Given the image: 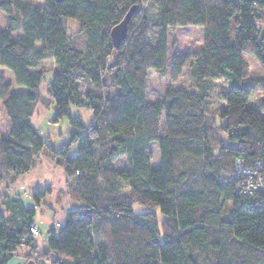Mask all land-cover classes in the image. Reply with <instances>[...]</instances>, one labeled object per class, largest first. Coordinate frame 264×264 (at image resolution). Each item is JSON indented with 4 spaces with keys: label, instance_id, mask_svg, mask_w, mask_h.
Returning <instances> with one entry per match:
<instances>
[{
    "label": "trees",
    "instance_id": "16d2710c",
    "mask_svg": "<svg viewBox=\"0 0 264 264\" xmlns=\"http://www.w3.org/2000/svg\"><path fill=\"white\" fill-rule=\"evenodd\" d=\"M147 1L0 0V66L25 90L11 91L0 78L10 124L0 139V185L47 152L64 167L68 196L79 204L37 256L25 238L36 210L0 190V264L22 245L30 248L25 262L40 264L50 254L52 264H264V196H238L233 178L237 158L264 161V0H156L152 21ZM132 7L126 38L114 48L110 31ZM67 18L79 24L81 46L66 33ZM186 26L203 28L200 51L169 58L167 31ZM243 53L261 66L260 78L249 75ZM47 57L54 121L73 127L56 152L31 123L35 106L46 101L38 88ZM185 67L191 88L166 87L163 98L147 101L149 71L162 78L169 68L177 79ZM211 80L227 87L217 113L207 107ZM70 107L88 109L92 122L73 118ZM154 142L159 165L152 168ZM122 155L128 167L119 171L114 162ZM43 194L36 188L32 197L38 203Z\"/></svg>",
    "mask_w": 264,
    "mask_h": 264
},
{
    "label": "rangeland",
    "instance_id": "374dc122",
    "mask_svg": "<svg viewBox=\"0 0 264 264\" xmlns=\"http://www.w3.org/2000/svg\"><path fill=\"white\" fill-rule=\"evenodd\" d=\"M23 2H31L34 4H42V0H21ZM145 7L147 9V14L148 17L150 18V21L153 20V18L155 17L156 13H157V4H156V0H148L147 3L145 4ZM6 23V16L0 12V29H2L3 27H5ZM63 23L66 26V33L68 35H70V37L72 38V44L74 43L77 46H81L82 44V35H78L76 34V30L79 28V24L76 23L73 19H64ZM18 34H20V32H18L16 35L18 36ZM203 28L197 27V26H186V27H177L174 29H169L167 31V40H168V56L169 58L173 55V54H186V53H194V52H198L200 51L201 47H202V42H203ZM173 43V44H172ZM115 59V54L112 53L111 56H109V58L107 59V64H110L111 62H113ZM243 59L245 60V62L247 63L248 69H249V75L253 78H260V76L263 75V69L261 68V66H259L258 62L256 61L255 58H253L249 53H243ZM43 66L46 67L49 71L46 72L44 74V80L42 81V83L40 84L38 90L39 93L42 96V99L46 100L43 103H39L35 106L34 108V113L31 117V123L34 124V126L36 127L38 133H40L42 139L44 142H46V144H50L52 145L55 142L56 136L59 135L60 133H62L65 136L70 137V131L68 129H71V121L69 120H65V119H58L56 121H54V117L56 114L55 111V107L53 104V101L51 100L50 96L47 93V83L48 81L51 79V74H52V61L50 57H47L43 62H42ZM165 76L162 78H159L158 73L155 70H151L148 72L149 76L146 82V96H147V101L152 102L158 99L163 98V92L165 90L166 87H189L191 88L192 83L190 82V78H189V71L188 68L185 67L183 69V74L177 78V79H172V73L170 72L169 68L165 69ZM0 78H2L3 80L7 81L8 83L11 84V91H15V92H21V91H25L24 87H19L16 85L15 80L13 78V75L11 73L10 70L3 68L0 66ZM108 77H105L104 80L105 82H107ZM79 87L81 88V94L84 93L85 91V85L84 82L81 81L79 83ZM208 94H209V98H208V102H207V107L209 108V110L211 112H215L217 113L218 110H220L221 108H224L226 103H224V100L221 97V93L227 90L226 87V82L224 80H211L208 82ZM112 92H116V88L111 89ZM263 92L262 91H257L255 92L251 97L249 102H251L252 104L255 103L256 100H258V98H261ZM49 100V103H48ZM71 108V107H70ZM78 109L79 111H77V113H75L76 115L74 116L72 112H75V110ZM72 112V116L73 118H77V116L80 117V121H82L84 123V125H88L89 123L92 122V114L91 112L87 109L84 108H78V107H72L71 108ZM70 110V111H71ZM78 117V118H79ZM210 118H213V120L217 123L220 122V117L217 115H210ZM70 124V125H68ZM163 125V117H161L160 119V126ZM10 128V124L8 122V118L6 116V113L4 112V109L2 107V102L0 101V139L2 137H8L7 134V129ZM60 130V131H59ZM74 143H77L76 141ZM75 145V144H73ZM55 152L58 150L53 149ZM151 150H152V158L150 159L151 161V167L155 168L159 165V161H158V150H157V144L154 142L151 146ZM47 155H49L46 152ZM50 156V155H49ZM50 158L52 159V157L50 156ZM52 161L54 162V160L52 159ZM55 164V162H54ZM57 165V164H56ZM61 165V164H59ZM62 166V165H61ZM114 167L119 170V171H123L124 169H126L128 167V162H127V156L126 155H122V157H119L115 162H114ZM64 168V167H63ZM7 182H11V181H5ZM4 183V182H3ZM2 183V184H3ZM1 184V185H2ZM0 185V187H1ZM56 187V186H53ZM39 188V187H36ZM3 189V188H2ZM40 189V188H39ZM19 189L17 188L16 191H18ZM44 191V194H46V196L43 194L39 199V202L36 203L33 199L32 196H30L29 194H20V198H22L23 200H27L25 198L28 197V199L30 200V204H24V206L28 207V206H35V204H40V209H46L48 206V203H51L54 198V195L59 196V198L61 199V201L64 200L63 197L66 196V190H67V196H68V187H65V190H59L57 188H53L52 194L51 193H46L47 189H40ZM8 193H12L13 194V189L10 188V190H8ZM33 195V194H32ZM44 197H47L48 200L43 201ZM69 197V196H68ZM71 199V198H70ZM72 200V199H71ZM73 201V200H72ZM75 202V201H73ZM76 203V202H75ZM79 207L76 205L74 207V209H77ZM72 209V210H74ZM0 211L5 213L6 211H4V207L2 204V200H0ZM34 221L36 223H38L40 220L38 218V213L35 214L34 216ZM51 226L49 227L48 233L45 236V238L43 239L44 242H47L49 235L51 233V229L56 230L60 225L58 224V222L54 219H51ZM40 236V232L38 237ZM38 237H31L32 239H38ZM30 250L29 246H25L22 245L20 247L17 248L16 252H15V257H13L12 259V264L13 263H17L19 262H23L24 258L23 256L26 255V253H28V251ZM43 251V247L41 244H39L37 251H36V255L39 256L42 254ZM54 258V256L52 254L45 256V257H41L39 259V262H43V264H52L50 261ZM37 263V262H36ZM40 264V263H37Z\"/></svg>",
    "mask_w": 264,
    "mask_h": 264
},
{
    "label": "crops",
    "instance_id": "0c3cea01",
    "mask_svg": "<svg viewBox=\"0 0 264 264\" xmlns=\"http://www.w3.org/2000/svg\"><path fill=\"white\" fill-rule=\"evenodd\" d=\"M71 108L69 110H71ZM77 111L79 110L76 109L75 112H72L71 110L74 116L76 115L75 113H77ZM68 129L70 131V134L72 135L73 127L71 126L70 129L68 126ZM8 132L9 129H7V134ZM70 137L60 133L59 135L56 136L55 142L51 145L52 149L57 150L61 148L63 145L67 144V141L70 139ZM38 155L39 156L35 161V164L33 165L34 167L30 171L26 172L25 174L16 176L15 179L11 182H7V183L4 182L1 185L0 190L3 194L9 197L17 196L18 198H20L19 196L20 194H24V195L29 194L30 196H32V194L36 190V187H39L40 189L48 188L49 190H47L46 193H51V194L53 188H57L61 191V190H65V187H68L67 186L68 179L67 176L65 175V170L63 166L59 164L57 165L54 164L50 156L47 155L45 152H41ZM10 188L13 189V194L8 193V190H10ZM17 188L19 189L18 191H16ZM44 195L46 196V194ZM53 198L54 200L51 203H48L46 209H40L41 208L40 204H35V206H33L34 210H36V213H38V218L40 220L38 223L36 222L34 223L35 226L37 227V230L40 232V236L38 237V239H33V242L37 248L39 244H41L43 248L47 246L48 242H44L43 239L47 235L49 227L51 226L50 225L51 219L56 220L60 225L61 223H63L65 215L68 212L72 211V209H74L76 205L78 206L77 203L73 202L70 199V197L67 196V190H66V196L63 197L64 198L63 201H61V199L57 195H54ZM25 199L27 200H23L22 198H20L23 204H30V200L28 199V197ZM46 200H48V198L44 197L43 201ZM12 259L9 260L7 264H12ZM25 263H26L25 260H23V262L18 261L17 263H13V264H25Z\"/></svg>",
    "mask_w": 264,
    "mask_h": 264
},
{
    "label": "built area",
    "instance_id": "2783aa9c",
    "mask_svg": "<svg viewBox=\"0 0 264 264\" xmlns=\"http://www.w3.org/2000/svg\"><path fill=\"white\" fill-rule=\"evenodd\" d=\"M233 178L238 181L235 191L238 196H250L258 193L264 196V161L255 159L252 164H246L245 159L237 158L234 162ZM28 237H38L39 231L35 224L30 225Z\"/></svg>",
    "mask_w": 264,
    "mask_h": 264
},
{
    "label": "water",
    "instance_id": "95a60500",
    "mask_svg": "<svg viewBox=\"0 0 264 264\" xmlns=\"http://www.w3.org/2000/svg\"><path fill=\"white\" fill-rule=\"evenodd\" d=\"M60 1V0H56ZM135 8H130V10L126 13L125 17L121 20L119 24L111 29V42L113 43L114 48H117L122 41L126 38L127 35V24L130 21L129 19L135 13ZM25 264H37L32 259H29Z\"/></svg>",
    "mask_w": 264,
    "mask_h": 264
}]
</instances>
